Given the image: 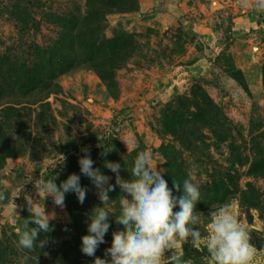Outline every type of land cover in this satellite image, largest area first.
<instances>
[{
	"label": "rangeland",
	"instance_id": "374dc122",
	"mask_svg": "<svg viewBox=\"0 0 264 264\" xmlns=\"http://www.w3.org/2000/svg\"><path fill=\"white\" fill-rule=\"evenodd\" d=\"M89 4L0 0V56L36 63L29 74L0 72V189L7 186L0 264H94L81 251L88 214L101 204L80 174L85 148L112 184L116 175L105 161L119 162L128 179L144 150L169 187L191 174L202 194L196 210L206 223L213 207L230 203L264 253V13L243 9L239 0ZM237 17L246 21L240 31ZM35 46L51 50L38 54ZM40 172L46 179L58 174L57 184L80 174L88 189L84 203L67 193L61 209L51 197H38L26 180ZM120 195L116 185L110 192L115 215ZM26 196L55 217L53 230L40 234L48 243L31 252L17 247L15 231L30 218ZM110 225L95 254L107 260L112 234L123 227L114 217ZM183 247L185 259L204 264L206 250ZM259 260L264 264V255Z\"/></svg>",
	"mask_w": 264,
	"mask_h": 264
},
{
	"label": "clouds",
	"instance_id": "9594fccd",
	"mask_svg": "<svg viewBox=\"0 0 264 264\" xmlns=\"http://www.w3.org/2000/svg\"><path fill=\"white\" fill-rule=\"evenodd\" d=\"M239 3L245 10L252 8L264 13V0H239ZM112 150H105L103 155ZM82 151L85 154L78 161L80 174L91 180L101 202L88 214V233L82 236L81 251L86 256L95 257L94 264H194L191 258H184V245L202 252L206 250L204 264H260L259 257L264 253L253 245L249 231L230 203L213 207L207 215V223L201 212L196 210L202 194L191 174L182 183L174 179L173 187H169L152 153L144 150L137 153L133 166L127 169L130 172L128 179L121 177L122 165L119 162L105 161V167L116 175L115 184H112L110 176L94 167L89 150L85 148ZM64 160L63 156L62 162H55V168ZM80 174L72 173L57 184L58 174L46 179L40 172L38 178L30 176L26 182H33L38 197L44 201L51 197L53 204L63 209L67 193L76 194L80 204L86 199L88 189L81 185ZM116 185L122 194L119 215H115L110 206V192L115 191ZM6 187L0 189V201L7 198ZM173 188L182 194L174 195ZM15 197L13 195V200ZM26 200L30 218L15 231L17 247L31 252L48 243L47 237L41 239L40 234L53 230L51 220L55 217L46 211L45 204L41 206L31 196H26ZM177 207L179 210L175 211ZM110 217L123 227L112 234L111 246L106 249V255L111 259L107 260L95 254L105 243L111 226ZM205 224L202 232L201 227Z\"/></svg>",
	"mask_w": 264,
	"mask_h": 264
},
{
	"label": "trees",
	"instance_id": "16d2710c",
	"mask_svg": "<svg viewBox=\"0 0 264 264\" xmlns=\"http://www.w3.org/2000/svg\"><path fill=\"white\" fill-rule=\"evenodd\" d=\"M89 1V6L91 8L95 7L97 5L99 6H107L109 3V0H88ZM99 19V18H98ZM65 45V40L62 39L61 41H59V44ZM35 52H38V54H47L50 52L51 48L49 46H44V47H39V46H35ZM35 54V53H34ZM18 61V59L15 58H9V57H5L3 58V56H0V72L3 68H8L11 71H15L17 69L19 70H24L25 72H27L28 74L30 72H32L35 68H36V63L34 61H30L29 60H22V62Z\"/></svg>",
	"mask_w": 264,
	"mask_h": 264
},
{
	"label": "crops",
	"instance_id": "0c3cea01",
	"mask_svg": "<svg viewBox=\"0 0 264 264\" xmlns=\"http://www.w3.org/2000/svg\"><path fill=\"white\" fill-rule=\"evenodd\" d=\"M242 21L243 23L246 22L243 17H237V25H236L237 31H240L243 28L242 24H240L242 23Z\"/></svg>",
	"mask_w": 264,
	"mask_h": 264
}]
</instances>
